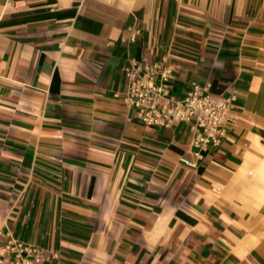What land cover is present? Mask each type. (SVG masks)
<instances>
[{"label":"crops","instance_id":"crops-1","mask_svg":"<svg viewBox=\"0 0 264 264\" xmlns=\"http://www.w3.org/2000/svg\"><path fill=\"white\" fill-rule=\"evenodd\" d=\"M140 60L171 67L176 99L234 86L219 146L138 119ZM8 232L54 264H264V0H0Z\"/></svg>","mask_w":264,"mask_h":264},{"label":"built area","instance_id":"built-area-1","mask_svg":"<svg viewBox=\"0 0 264 264\" xmlns=\"http://www.w3.org/2000/svg\"><path fill=\"white\" fill-rule=\"evenodd\" d=\"M135 37L136 33H132L130 41ZM123 72L128 80L127 101L141 122L164 128L175 123L188 125L190 145L197 156L221 144L235 110L237 93L233 85L226 94H220L212 90L210 83L199 84L176 99L169 90L171 67L164 62L134 61ZM6 236L0 244V264H54L59 257L56 252L18 241L10 232Z\"/></svg>","mask_w":264,"mask_h":264}]
</instances>
